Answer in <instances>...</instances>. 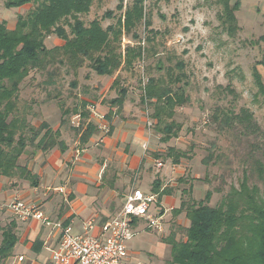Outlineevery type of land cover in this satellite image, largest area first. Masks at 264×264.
I'll use <instances>...</instances> for the list:
<instances>
[{
	"label": "trees",
	"instance_id": "trees-1",
	"mask_svg": "<svg viewBox=\"0 0 264 264\" xmlns=\"http://www.w3.org/2000/svg\"><path fill=\"white\" fill-rule=\"evenodd\" d=\"M231 1L216 0L221 5L218 18L228 36H234L239 30L235 12L240 0L234 4ZM100 2L102 0L3 1L6 8H21L27 4L31 7L25 15L18 17L13 29H8L6 23L0 21V178L26 180L34 187L37 177L26 164L21 165V156L27 153L33 155L38 151L48 153L54 148L60 152L67 149L59 129H51L45 121L33 123L37 117L33 108L35 102L27 101L20 95L21 86L30 74L32 78L36 74L45 76L44 81L37 83L42 88L54 87L61 79L59 68L63 67L73 74L74 79L69 85L75 89L77 71L90 66L97 76L113 78L109 91L115 92L116 97L104 101L115 107L118 113L131 88L129 80L135 78L138 80L139 103L145 113L151 110L146 116L152 121V129L158 135L159 142L167 144L178 137L182 124L174 119L176 109L189 105L185 90L188 83L184 80V73L180 72L184 63L177 61L174 67L165 66L158 59L154 67L157 74L147 67L145 74L136 76L135 64L156 54L152 46L146 50L136 30L141 25L147 30L150 25L146 19L144 0H133L128 7L124 6L123 0H118L115 10L121 15L114 24L105 28L101 22L113 17L110 10H106L100 19L94 18L88 23L83 19L94 5L100 7ZM148 32L151 36L144 38V44L153 45L157 32ZM52 35L62 44L48 49L45 41ZM126 35L131 36L135 45L122 44V38ZM166 60L170 61L171 58ZM124 72L129 77H122ZM255 79L260 83L264 104V85L258 74ZM60 98V95L50 98L57 100L61 112L60 126L67 123L66 117L69 115H78L80 122L74 131L81 142L88 141L97 132L96 126L87 122L88 103L81 101L79 108L74 107L71 111L65 108ZM80 108L82 110L79 111ZM209 123L215 125L220 133L234 125H238L247 136L259 131L253 114L247 109L229 115L216 112L210 116ZM215 151L216 143L213 141L203 159L205 166L216 159ZM190 158L186 151L175 147H168L162 157L172 164ZM258 164V170H261V164ZM179 182H184V179H179ZM246 185L244 179L240 188H231L221 203L213 207L208 205L211 197L209 191L198 202L182 198L179 208L172 211V215L184 212L189 227L181 229L184 240H175V232L163 240L170 247V258L165 263L264 264V202L258 200ZM170 192V189H164L158 194ZM14 226L11 223L0 228V262L10 257L17 243ZM39 244L35 242L34 251L39 250Z\"/></svg>",
	"mask_w": 264,
	"mask_h": 264
},
{
	"label": "rangeland",
	"instance_id": "rangeland-1",
	"mask_svg": "<svg viewBox=\"0 0 264 264\" xmlns=\"http://www.w3.org/2000/svg\"><path fill=\"white\" fill-rule=\"evenodd\" d=\"M3 1L0 0V21L5 22L7 28H12L18 17L25 15L31 7L27 4L21 8H6ZM132 1L123 0V4L128 7ZM235 1L232 0L231 4ZM117 4L118 0H102L98 4L100 7L94 5L83 19L88 23L94 18L100 19L106 10H110L113 17L101 22L105 28L114 24L121 15V12L115 10ZM143 6L150 25L147 30H144L143 25L136 30L146 50L152 46L156 54L135 64L136 76L145 74L147 67L151 68L153 74H157L154 67L158 59L165 66L172 67L177 61H182L184 68L180 72L184 73V80L188 83L185 90L189 105L177 108L174 116L182 124V129L176 139L159 148L164 154L167 147H175L186 151L191 158L180 160L178 167H172L169 160H160L168 170V184L176 183V189L185 191L183 198H190L193 202L201 201L206 191H209L211 197L208 205L213 207L221 203L231 188H240L246 179V186L258 200L264 202V104L259 90L260 83L255 79L258 74L264 85V0L239 1L235 12L239 30L234 36H228L223 30L218 18L221 5L216 0H144ZM149 30L157 32L153 45L144 44V38L151 36ZM45 43L48 49L62 44L54 35L47 38ZM122 44L135 45L130 35L123 36ZM168 57L170 61L166 60ZM59 71V83L47 88L37 84L44 81L45 76L36 74L32 78L30 74L22 84L20 93L23 99L35 102L33 108L37 117L33 123L45 121L53 130L57 129L59 112L57 100L51 97L60 95L65 108L72 111L74 107L79 108L81 101L91 103L89 101H97L103 94L104 100L113 95L107 90L113 78L97 76L90 66L77 71L75 89L69 85L74 79L71 71L63 67ZM175 73L178 71L175 70ZM123 76L129 77L125 72ZM136 81L135 78L129 80V85L138 91ZM241 109H247L253 114L259 128L252 136L244 135L238 125L220 133L215 125L209 123L210 116L216 112L238 114ZM142 112L146 117L151 110L145 113L142 108ZM92 116L98 127L96 135H100L96 141H101L108 135L109 123L106 118L95 116V113ZM74 117L72 114L66 117L67 123L58 128L61 137L68 141L77 137L74 128L80 119ZM145 129L158 138L152 125L149 127L147 123ZM213 141L216 143V159L205 166L203 159ZM258 163L261 164V170H258ZM178 178L184 179V182L180 183ZM141 183L144 190L150 186L144 179ZM0 218H4V215H0ZM160 237V234L154 232L134 234L129 242L130 250L139 253V260L144 263L166 264L163 262L170 258V250L167 251L166 247L165 252L157 251L164 246Z\"/></svg>",
	"mask_w": 264,
	"mask_h": 264
},
{
	"label": "crops",
	"instance_id": "crops-1",
	"mask_svg": "<svg viewBox=\"0 0 264 264\" xmlns=\"http://www.w3.org/2000/svg\"><path fill=\"white\" fill-rule=\"evenodd\" d=\"M14 25L15 23L8 29H13ZM135 91L137 90L130 88L120 113L115 107L105 103L104 94L97 101H89L91 103H88L86 108L89 113L87 122L94 124L93 112L95 116L106 118L109 123L108 135L101 141H96L99 140L100 135H96L98 127L94 124L97 132L84 143L80 141L79 136L72 141L61 137L67 146L64 152L54 148L48 153L38 151L33 155L28 153L22 155L21 165L26 164L28 170L36 175L37 185L32 187L26 180L0 178V204L14 197L37 204L51 220L71 226L75 233L81 231L84 221L92 219L95 225L93 235H96L100 225L119 211L126 195L134 187L146 194H153L156 202L151 206L150 212L153 215L161 213L163 216L161 233L147 229L144 221L137 219L133 223L135 234L154 232L160 234V240L163 242L171 232H175V240H184L181 229L188 228L189 221L184 212L176 216L172 215V211L180 206L183 192L176 189V183L168 184L166 180L169 173L160 161L163 160L166 151L163 154V150L159 148L165 144L160 143L155 136L154 139L145 129L149 119L147 116L144 117L139 103V92ZM111 93L113 95L108 99L116 97L115 92ZM58 112L57 129L61 121L59 107ZM73 116L75 119H80L78 115ZM78 124L79 121L75 127ZM157 162L161 164L160 167L157 166ZM179 164H172V167H178ZM143 179L150 184L145 190L141 188ZM59 189H62L64 194ZM164 189H170L171 192L159 195L158 193ZM0 215H4V218H0V228L14 223V232L17 236V243L10 257L0 264L6 262L7 264H50L51 251L59 241L58 231H51L34 220L22 223L7 211L0 212ZM36 241L40 243L37 245L39 247L37 252L33 250ZM130 241L127 243V249L131 260L152 264L140 261L139 253L131 252ZM164 246L162 245L157 251L165 252L166 247L167 251L170 250L169 245L164 243Z\"/></svg>",
	"mask_w": 264,
	"mask_h": 264
},
{
	"label": "built area",
	"instance_id": "built-area-1",
	"mask_svg": "<svg viewBox=\"0 0 264 264\" xmlns=\"http://www.w3.org/2000/svg\"><path fill=\"white\" fill-rule=\"evenodd\" d=\"M148 126H151L150 122ZM156 164L161 166L159 162ZM59 191L63 193L62 189ZM155 202L153 194L133 187L119 211L100 225L96 235H93L95 225L92 219L84 221L81 231L75 233L71 226L51 220L39 205L18 197L0 204V212L7 211L22 223L37 221L43 227L59 232L58 244L51 251L50 264H142L131 260L127 243L136 233L134 219L143 220L147 229L162 232V214L153 215L150 212Z\"/></svg>",
	"mask_w": 264,
	"mask_h": 264
}]
</instances>
